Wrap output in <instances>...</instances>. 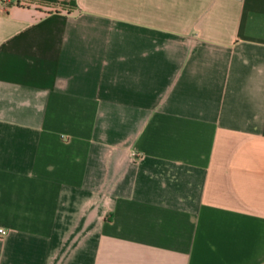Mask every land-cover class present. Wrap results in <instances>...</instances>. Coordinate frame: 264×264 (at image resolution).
I'll list each match as a JSON object with an SVG mask.
<instances>
[{"label":"crops","instance_id":"1","mask_svg":"<svg viewBox=\"0 0 264 264\" xmlns=\"http://www.w3.org/2000/svg\"><path fill=\"white\" fill-rule=\"evenodd\" d=\"M10 1L0 264H264V0Z\"/></svg>","mask_w":264,"mask_h":264},{"label":"built area","instance_id":"2","mask_svg":"<svg viewBox=\"0 0 264 264\" xmlns=\"http://www.w3.org/2000/svg\"><path fill=\"white\" fill-rule=\"evenodd\" d=\"M9 2L11 1L10 0H0V4L9 3ZM18 4L23 5V3H20V2ZM131 156L134 160H139L143 156V153L140 149L134 146L131 151ZM6 233H7V230L0 227V235H5Z\"/></svg>","mask_w":264,"mask_h":264}]
</instances>
